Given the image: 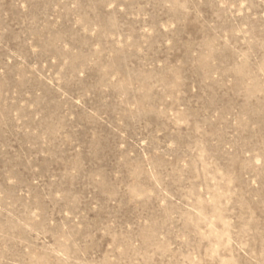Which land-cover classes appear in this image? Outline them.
<instances>
[{
	"label": "rangeland",
	"instance_id": "1",
	"mask_svg": "<svg viewBox=\"0 0 264 264\" xmlns=\"http://www.w3.org/2000/svg\"><path fill=\"white\" fill-rule=\"evenodd\" d=\"M0 264H264V0H0Z\"/></svg>",
	"mask_w": 264,
	"mask_h": 264
}]
</instances>
